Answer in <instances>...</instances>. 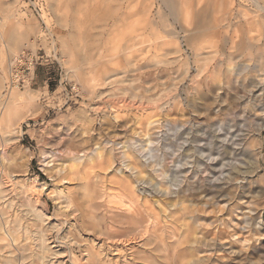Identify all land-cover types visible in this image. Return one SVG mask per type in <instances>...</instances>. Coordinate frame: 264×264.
I'll return each mask as SVG.
<instances>
[{
	"label": "rangeland",
	"instance_id": "1",
	"mask_svg": "<svg viewBox=\"0 0 264 264\" xmlns=\"http://www.w3.org/2000/svg\"><path fill=\"white\" fill-rule=\"evenodd\" d=\"M204 7L206 27L194 29ZM26 49L49 61L5 97ZM262 124L264 12L252 0H0V264H264ZM125 141L159 219L149 242L115 255L76 219L97 223L87 193L119 199L135 176ZM14 221L18 248L2 230Z\"/></svg>",
	"mask_w": 264,
	"mask_h": 264
},
{
	"label": "bare ground",
	"instance_id": "2",
	"mask_svg": "<svg viewBox=\"0 0 264 264\" xmlns=\"http://www.w3.org/2000/svg\"><path fill=\"white\" fill-rule=\"evenodd\" d=\"M252 1L256 5L257 9L264 12V0H252ZM188 8H185V10ZM41 12H42V10H41ZM191 13H192L191 14L192 19L189 21H191V23L194 25V29L205 28L206 22H207L206 21L207 20L206 19L207 8L204 7V8H202V10L201 9L196 10V11L191 12ZM244 17L246 18V16H244ZM26 89H28V88H26ZM15 92H16V90L14 91V89H13L11 91L10 95L15 93ZM263 130H264V124H262L261 127L254 134L257 137H260L261 132ZM137 134H139V136H141L142 132H137L136 135ZM145 137H146V134L143 135L140 139H138V142L143 140V138H145ZM144 144H145L144 147H146V143H144ZM122 148L125 150L127 149V151L124 154V158L129 161V163L127 164V167L132 168V170L136 171L135 176L134 177L129 176V177H127V179L125 181L122 180L119 183L118 188H119L120 192L118 193V197H120V198L118 199L117 195H116V198L118 200L115 198L113 199L112 195L110 193L106 192V190H102L101 194L97 197H93L91 192L87 193L86 200H85L86 207H87V209H89L91 211L92 218L98 219L97 223H94V221L90 224L86 223V221L84 219V217H85L84 213L87 211H84L83 214L81 213V215L78 216V218L76 219L79 227H81L83 232L86 230V231H90L93 234H95L97 236L96 239H99V240L104 242L103 246H106L107 249H111V250L113 249L116 251L115 255L120 251V247H121V249H123V248L127 249L129 246H131L130 244L133 241H137V240L144 241V240H146L149 242L151 233L154 230H156L157 225H158V222H156V220L159 219L157 214L154 215V210L151 209L152 207H150V206L148 207V205H147L148 202H146V200H147L146 195H141L138 192V189L135 187L137 182L146 184V178H145V176H146V165L143 164L142 162H136V160H135V162L132 161L135 158L137 159V157H136L135 152L133 150H131V147L128 145V141L124 142ZM258 150H259L258 153L262 152L261 143L259 144ZM244 153H245L244 151H239V155H241V156H244ZM222 155L224 157H223V163H222V171L223 172L221 174H224V172H228L230 174L229 170H234L235 167L232 166V167H229L230 169L227 168L226 167L227 164H225L224 161L229 159L228 156L231 155V151H229V149H226ZM234 155H236V153ZM80 159L81 158L78 156H73L70 158V161L74 162V163H79ZM109 161H110V157H109V159H105V161H103V163H109ZM58 170L61 172L62 168H60ZM240 171H241V169H240ZM237 180H238V178H237ZM204 190H206V189H204ZM209 192L212 193L215 191L209 189ZM219 193H221V192L213 193L212 197H218ZM3 194H4V192L0 188V201L3 198ZM220 196H221V194H220ZM114 203H116V206L112 205ZM180 203H181V201H178L176 204H172V202H170L168 204V206L178 208V204H180ZM204 206H207V203H205ZM79 210L80 209L76 210L75 212H78ZM248 212H249V210H248ZM178 213L181 215L180 218H182V220H184V222L188 218H191V217L195 218L194 217L195 211L190 210L189 207H181L180 209H178ZM247 215H249V214H247ZM98 216L100 218H98ZM248 218H246V216H245L246 220L244 222L247 225L249 222L248 220H250V221L252 220L251 216H250V219H248ZM257 219L259 221L262 220L261 216H259ZM79 221H80V223H79ZM256 224H257V222H256ZM11 225H12V227H8V226L3 224L2 230L4 231V233L7 237V246L9 245V246H13L14 248H18L19 236L17 234L19 233L18 230L20 229V226L15 221ZM250 225H251V223H250ZM183 227L184 228L187 227V232H188L190 225L188 224V226H187V224L184 223ZM191 229L194 230L193 227H191ZM185 231L184 232L182 231L184 234V237L186 236ZM211 232H209V230H207L208 235L211 234ZM225 234H226L225 229H220L216 235L219 236V235H225ZM189 235H191V234H189ZM187 242H188V244L191 243L189 240ZM193 243H195V241ZM42 244H43V247H45L44 241H42ZM146 244L147 243H145L144 246ZM155 245H157V244H155ZM205 245H206V243H205ZM156 248H158V247H156ZM130 250H131V247H130ZM150 250H152V248ZM142 252H144V251H142ZM126 253H127V251H126ZM131 254H132V252H131ZM131 254H130V256H131ZM125 255H127V254H125ZM118 257H120V255ZM135 257H137L136 254H135ZM154 258H156V257L154 256ZM25 259H27V258L25 255H23V253H21L18 256V262L19 263H21V261H23ZM144 259L145 258L143 256V260ZM136 261H137V259H136Z\"/></svg>",
	"mask_w": 264,
	"mask_h": 264
},
{
	"label": "built area",
	"instance_id": "3",
	"mask_svg": "<svg viewBox=\"0 0 264 264\" xmlns=\"http://www.w3.org/2000/svg\"><path fill=\"white\" fill-rule=\"evenodd\" d=\"M48 61L38 55V52L31 49L23 50L9 65L4 96L10 94L13 89L29 88L34 81L36 65L39 62L47 63Z\"/></svg>",
	"mask_w": 264,
	"mask_h": 264
}]
</instances>
